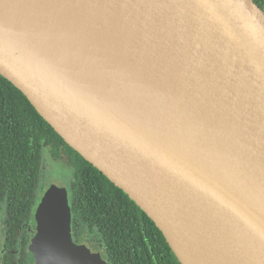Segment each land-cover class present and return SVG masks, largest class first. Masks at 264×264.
I'll list each match as a JSON object with an SVG mask.
<instances>
[{
    "label": "water",
    "instance_id": "water-1",
    "mask_svg": "<svg viewBox=\"0 0 264 264\" xmlns=\"http://www.w3.org/2000/svg\"><path fill=\"white\" fill-rule=\"evenodd\" d=\"M56 4L78 13V31L64 38L55 16L25 44L0 31V75L146 213L180 264L223 259L236 244L235 264H264L260 3ZM34 215L35 264H107L72 242L65 187L50 184Z\"/></svg>",
    "mask_w": 264,
    "mask_h": 264
},
{
    "label": "trees",
    "instance_id": "trees-1",
    "mask_svg": "<svg viewBox=\"0 0 264 264\" xmlns=\"http://www.w3.org/2000/svg\"><path fill=\"white\" fill-rule=\"evenodd\" d=\"M44 148L70 167V220L75 232L97 235L112 264H180L161 231L136 203L72 149L28 99L0 75V193L33 194ZM17 191V194L15 191ZM32 192L30 195L29 193ZM17 204V202H16ZM14 216V209H8ZM152 252V253H151ZM154 257V258H153ZM0 264H33L14 254Z\"/></svg>",
    "mask_w": 264,
    "mask_h": 264
},
{
    "label": "flooded vegetation",
    "instance_id": "flooded-vegetation-1",
    "mask_svg": "<svg viewBox=\"0 0 264 264\" xmlns=\"http://www.w3.org/2000/svg\"><path fill=\"white\" fill-rule=\"evenodd\" d=\"M264 9V0H257ZM43 162L41 153V163L38 171L37 185L28 199L26 195L24 201H20L15 195L7 197V191L0 193V261L6 254H14L18 257L24 256L30 258L34 263L33 254L29 250L30 243L36 233L37 221L34 215V207L39 204L49 185L43 178ZM1 179V178H0ZM5 183L0 180V188ZM64 187V186H63ZM67 190L68 202H70L72 189L65 187ZM17 194V191L14 190ZM32 192L29 193V195ZM17 202V204H16ZM8 209H14V216H11ZM70 236L75 245H84L91 253H97L99 257L107 264H112L107 258L104 250V242L97 235H81V232L72 226L70 220ZM152 253V252H151ZM154 258V257H153ZM158 264L157 257L154 258Z\"/></svg>",
    "mask_w": 264,
    "mask_h": 264
},
{
    "label": "bare ground",
    "instance_id": "bare-ground-1",
    "mask_svg": "<svg viewBox=\"0 0 264 264\" xmlns=\"http://www.w3.org/2000/svg\"><path fill=\"white\" fill-rule=\"evenodd\" d=\"M55 5H57L56 0H0V31L25 44L27 38H30L29 34L37 27V21L55 16L64 25L62 31L58 34H62L67 39L74 36L79 28L80 16L73 11L65 17L67 9L59 6L62 7L61 12L54 11ZM2 14L4 16H1ZM18 32L20 34H17ZM57 36L60 37V35ZM94 36L98 38L97 35ZM53 39L56 45L60 47L63 45L57 38ZM98 42L99 40H90L88 46L93 48ZM242 253L240 246L236 244L223 259L221 257L206 263L195 262V264H235L233 261H237L238 258L242 257ZM188 257L190 256H184L186 264H192Z\"/></svg>",
    "mask_w": 264,
    "mask_h": 264
},
{
    "label": "rangeland",
    "instance_id": "rangeland-1",
    "mask_svg": "<svg viewBox=\"0 0 264 264\" xmlns=\"http://www.w3.org/2000/svg\"><path fill=\"white\" fill-rule=\"evenodd\" d=\"M33 37V36H32ZM43 178L46 184H56L58 186H70V167L62 159H54L49 150L44 148L42 152Z\"/></svg>",
    "mask_w": 264,
    "mask_h": 264
}]
</instances>
